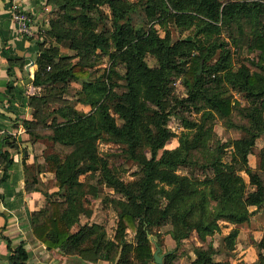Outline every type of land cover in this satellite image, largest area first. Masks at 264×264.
I'll return each instance as SVG.
<instances>
[{
    "label": "trees",
    "instance_id": "16d2710c",
    "mask_svg": "<svg viewBox=\"0 0 264 264\" xmlns=\"http://www.w3.org/2000/svg\"><path fill=\"white\" fill-rule=\"evenodd\" d=\"M51 1L61 3L62 9L32 35L43 39L37 42L30 81L40 90L27 97L35 119L27 122L45 125L49 133L44 137L71 148L63 155L48 152L43 156L45 170L53 174L57 197L52 199L45 194L48 197L44 205L30 213V230L36 240L47 249L57 248L88 261L157 264L152 257V241L155 246L159 242L150 237V226L162 219H168L174 226L170 234L175 242L191 232L204 240L220 228L218 220L241 223L248 220L249 205L264 206V181L259 176L264 171V143L257 151L259 170L247 163L255 137L264 133V0L139 1L149 15L159 9L170 15L177 26H193L191 34L174 41H170L168 31L159 35L151 18L145 24L134 26L129 12L136 9L135 2ZM101 5H106L109 13ZM90 10L96 12L97 19L108 16L112 29L95 30L96 22L88 14ZM244 24L252 33L247 47L256 51V57L233 66L230 45L211 35L219 34L222 26L232 25L238 35H244ZM198 33L203 38L192 40L191 36ZM47 37L50 40L45 44ZM51 40L65 44L74 53L61 52ZM235 40L231 37V42ZM109 46L113 49L109 50ZM192 48L197 53H191ZM96 49L108 53L110 64L103 73L93 76L89 56ZM146 52L155 58L154 65L144 60ZM73 57L77 59L71 62ZM186 58L188 64L184 67ZM115 62L124 66L121 91L112 88L118 84L111 79ZM199 65L201 70L197 73ZM178 74L185 76L186 96L177 102L200 99L202 104L198 109L203 110L200 120L182 119L187 129L178 135L177 145L167 148L163 145L174 133L165 125L170 113V109H165V101L166 96L173 97L169 96L171 83ZM70 80L80 83L83 97L76 100L92 109L81 111L68 103L46 108L49 101L57 98L61 86ZM228 88L238 92L245 104L240 106L237 100H231ZM109 107L122 120L120 123L115 122ZM233 108L244 121L234 123L229 117L227 126H235L242 134L218 140L207 151L209 159L202 166L211 168L212 176L196 180L179 174L176 167L189 161L190 150L202 144L211 129L202 121L211 120L215 113L228 118ZM101 138L123 145L124 152L140 165L137 178L123 181L109 169L106 159L97 151L96 141ZM7 143L10 144L6 140L0 157L2 174L11 162ZM158 149L161 151L157 155ZM225 150L229 153L228 159L222 158ZM240 171L246 174L247 182ZM93 175L96 181L90 183L87 179ZM247 183L252 185L251 191H245ZM98 184L125 198L115 200L119 210L112 234L107 236L102 225L88 222L80 223L71 231L70 226L78 215L90 212L84 205L85 196H95ZM159 199H164L162 206L157 202ZM127 229L133 233L131 241L125 239ZM237 232L234 226L226 233L228 247L233 246ZM6 247L11 251L12 264L25 263L27 255L21 244L11 246L7 241ZM213 251L207 243L190 264H218L211 259ZM175 257V252H167L158 264H175Z\"/></svg>",
    "mask_w": 264,
    "mask_h": 264
},
{
    "label": "rangeland",
    "instance_id": "374dc122",
    "mask_svg": "<svg viewBox=\"0 0 264 264\" xmlns=\"http://www.w3.org/2000/svg\"><path fill=\"white\" fill-rule=\"evenodd\" d=\"M129 2L137 3L136 9L129 12L130 21L135 26L138 27L140 24H145L148 18L152 19L150 22L153 23L156 31L159 35H163L165 31H168L170 36V41H174L179 38H185L188 34L193 32V26H177L170 15L166 14L159 9L154 10L151 15L145 12V8L140 6V3L144 0H126ZM140 3L138 4V2ZM102 10L105 13H109L106 5H101ZM93 19L95 20V30H111V22L109 17L103 16L102 19H97V14L94 10L88 11ZM244 35L237 34L235 28L232 26H222L219 34H212L216 40L227 41V45L231 48V61L233 66H236L241 60L254 59L256 57L255 50H249L247 45L251 43L252 33L249 32L247 24L243 26ZM216 35V36H215ZM230 35V36H229ZM201 33L197 36H191L192 40L196 37L203 38ZM231 37L236 40L231 42ZM48 39V37H47ZM48 44V43H47ZM58 48L61 52L67 54H73L74 50L66 47L63 43H57ZM109 50L113 47L109 46ZM191 53H197L195 48H192ZM77 58L73 57L70 59L71 62L75 61ZM188 58L184 67H187ZM144 60L148 65L155 64V58L148 52L144 54ZM89 61H92L90 70L93 76L100 75L103 73L108 65L110 64V57L108 53L96 49L94 53L89 56ZM112 69L114 72L111 73V79L115 81L113 89L116 91H121L124 87L121 85L124 80L121 75L124 71V66L120 62H115L112 64ZM201 70V66H200ZM199 70V72H200ZM183 74L174 75L173 82L171 83V94L166 96L165 109H170V113L166 116L165 125L170 131L174 133V140L172 142H166L163 147H168L174 141L177 140L178 135L181 131H185L187 127L184 125V118L190 120H200L201 111L203 109H198V106L202 104V100H192L183 101L178 103L177 100L186 96V88L183 85ZM211 85H213L211 83ZM60 88V87H59ZM62 90L59 91L57 98L49 101L46 108H51L59 105L60 103H68L73 105L75 108L81 111L91 110L92 107L88 104H83L76 100V98H81L83 95L80 93V83L78 80H70L61 86ZM233 95V94H231ZM236 96L238 94L236 93ZM62 99H61V98ZM234 97H231V100ZM110 113L114 116L116 123H120L122 120L117 117V115L109 107ZM230 116L228 118H221L216 113L213 115L211 120H204V125L210 126L209 132H206L203 143L195 148L191 149L189 152V161L184 164H180L176 167V171L179 174H185L191 179L201 180L212 176V170L209 167L202 166L205 163L206 158H208L207 151L212 149L218 140L223 141L224 139L233 138L240 134L241 131L235 126H227L230 121L234 123H239L243 121V118L238 113V111L233 108L230 111ZM228 121V122H227ZM220 127L222 130H219ZM218 129V130H217ZM190 131H194V127L190 128ZM218 131V132H217ZM190 133L189 135H191ZM176 138V139H175ZM44 146H43V145ZM40 146L43 147L46 153L56 152L63 155L70 150L71 146L52 143L46 137L40 141ZM40 146H38L40 148ZM97 151L100 156L106 159L107 166L109 169L119 176L123 181H131L138 177L140 174V165L133 159H131L127 153L123 150V145L121 143H115L106 139H98L96 141ZM161 149L157 150V155L160 153ZM146 156L149 155L148 151L144 150ZM229 153L225 150L223 154V159H228ZM209 159V158H208ZM207 159V160H208ZM262 180L264 181V173H261ZM80 179H83V175H79ZM85 178V177H84ZM90 183H95L96 175L89 177L87 179ZM98 193L95 196L86 194V201L84 205L90 210L89 213L84 214L83 212L78 215L77 220L74 222L72 229L76 228L82 222L88 223H99L103 226L106 231V235L110 236L113 231L114 221L119 210L116 199H125L120 193L112 192L110 189L98 184ZM252 185L246 184L245 191H251ZM159 205L162 206L164 199H159ZM212 203V201H210ZM248 209L250 211L248 220L241 223H230L225 220H218L220 228L213 234L206 236L204 240L197 238L194 232L190 233L186 238L175 242L174 238L170 234V231L174 226L169 222L168 219H162L161 222L151 225L150 227V237L153 240L159 242L158 246H155L154 241H152V251L158 247L157 253L161 254L162 257L167 252H175L176 257L173 259L176 261L175 264H190V260L197 254L202 252V248L210 243L213 247V253L211 255L212 261H216L218 264H264V206L263 205H249ZM237 227L239 229L237 235L234 238V243L232 247H228L225 243V235L231 227ZM133 233L129 229L126 230L125 239L131 241ZM173 264V262H172Z\"/></svg>",
    "mask_w": 264,
    "mask_h": 264
},
{
    "label": "crops",
    "instance_id": "0c3cea01",
    "mask_svg": "<svg viewBox=\"0 0 264 264\" xmlns=\"http://www.w3.org/2000/svg\"><path fill=\"white\" fill-rule=\"evenodd\" d=\"M13 1L32 14L36 28H44L47 20L62 9L61 3L51 0H0V128L7 133L5 142L7 140L10 144L7 143L6 149L11 155L6 172L2 174L0 171V264H12L7 241L11 246L21 244L24 247L27 255L24 264H108L106 260L88 261L76 255L64 254L57 248L47 249L31 234V211L41 208L46 197L56 198L54 191L57 187L53 174L45 170L43 156L46 152L40 146L49 129L41 123L30 125L27 122L35 119L27 97L40 90L30 81L35 69L33 59L37 53V42L42 41L43 37H27L17 33L10 17V4ZM49 40L46 39L45 44ZM50 42L58 45L54 40ZM27 77L30 80L26 83ZM228 89L240 106L245 104L238 92ZM173 140L174 136H171L165 143ZM263 143L264 133H260L254 139L253 149L247 154L248 165L256 170H259L257 151ZM175 145L177 140L167 148ZM261 173L264 171L259 172L260 178ZM240 174L247 182L246 174L242 171ZM72 226L74 223L70 226L71 231L78 227L72 229Z\"/></svg>",
    "mask_w": 264,
    "mask_h": 264
},
{
    "label": "built area",
    "instance_id": "2783aa9c",
    "mask_svg": "<svg viewBox=\"0 0 264 264\" xmlns=\"http://www.w3.org/2000/svg\"><path fill=\"white\" fill-rule=\"evenodd\" d=\"M10 17L15 25L17 33L21 35L32 36L37 31V29H43L42 27L36 28L35 20L32 14L14 1L10 4ZM6 135L7 133L0 128V157L4 151Z\"/></svg>",
    "mask_w": 264,
    "mask_h": 264
},
{
    "label": "water",
    "instance_id": "95a60500",
    "mask_svg": "<svg viewBox=\"0 0 264 264\" xmlns=\"http://www.w3.org/2000/svg\"><path fill=\"white\" fill-rule=\"evenodd\" d=\"M199 70H200V65H199V67H198V69H197V73L199 72ZM29 80H30V79L27 77V78L25 79V82L27 83ZM157 250H158V247H156L155 250L152 251V257H153L154 262L158 264V263H161L162 255H161V254H158V253H157Z\"/></svg>",
    "mask_w": 264,
    "mask_h": 264
}]
</instances>
